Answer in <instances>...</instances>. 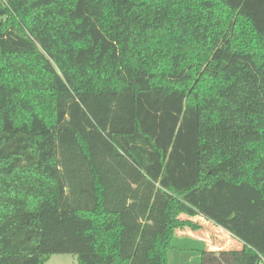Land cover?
<instances>
[{
  "label": "trees",
  "instance_id": "trees-1",
  "mask_svg": "<svg viewBox=\"0 0 264 264\" xmlns=\"http://www.w3.org/2000/svg\"><path fill=\"white\" fill-rule=\"evenodd\" d=\"M0 0V264H260L264 7ZM201 217L242 243L179 238Z\"/></svg>",
  "mask_w": 264,
  "mask_h": 264
},
{
  "label": "rangeland",
  "instance_id": "rangeland-1",
  "mask_svg": "<svg viewBox=\"0 0 264 264\" xmlns=\"http://www.w3.org/2000/svg\"><path fill=\"white\" fill-rule=\"evenodd\" d=\"M251 6H258L259 8L264 7V0H251ZM182 220H190L195 224L199 225V229L194 231L189 228H183L177 231V236L179 237H187V236H195L204 238L210 243L216 246V252L221 250H240V244L233 240L226 231L219 229L215 225H208L201 217L190 218L187 216H182ZM208 222V221H207ZM210 222V221H209ZM45 264H77L76 257L72 255H58L53 256L48 260ZM171 264H185L181 259H177L173 257L171 260Z\"/></svg>",
  "mask_w": 264,
  "mask_h": 264
},
{
  "label": "crops",
  "instance_id": "crops-1",
  "mask_svg": "<svg viewBox=\"0 0 264 264\" xmlns=\"http://www.w3.org/2000/svg\"><path fill=\"white\" fill-rule=\"evenodd\" d=\"M203 219V218H202ZM205 220V219H204ZM208 225H214L213 223L211 222H207V220L205 221ZM219 228V227H218ZM221 229V228H219ZM223 230V229H222ZM229 234V233H228ZM230 235V234H229ZM231 236V235H230ZM179 237V236H178ZM232 237V236H231ZM179 238H185V239H191V240H196V241H201L203 243H205V246H206V249L208 251H217L216 250V246H214V244L210 243L209 241H207L206 239L204 238H200V237H195V236H187V237H179ZM233 240H235L236 242H238L240 244V249L242 248V243H240L237 239L233 238Z\"/></svg>",
  "mask_w": 264,
  "mask_h": 264
},
{
  "label": "built area",
  "instance_id": "built-area-1",
  "mask_svg": "<svg viewBox=\"0 0 264 264\" xmlns=\"http://www.w3.org/2000/svg\"><path fill=\"white\" fill-rule=\"evenodd\" d=\"M260 264H264V259H261Z\"/></svg>",
  "mask_w": 264,
  "mask_h": 264
}]
</instances>
